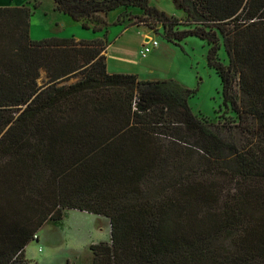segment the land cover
I'll list each match as a JSON object with an SVG mask.
<instances>
[{
    "label": "trees",
    "instance_id": "obj_1",
    "mask_svg": "<svg viewBox=\"0 0 264 264\" xmlns=\"http://www.w3.org/2000/svg\"><path fill=\"white\" fill-rule=\"evenodd\" d=\"M173 1L194 27L148 0H53L84 29L137 7L175 45L206 40L228 125L176 79L110 72L106 38L34 40L39 4L0 6V264H39L26 247L65 208L110 218L92 264H264V0Z\"/></svg>",
    "mask_w": 264,
    "mask_h": 264
},
{
    "label": "rangeland",
    "instance_id": "obj_2",
    "mask_svg": "<svg viewBox=\"0 0 264 264\" xmlns=\"http://www.w3.org/2000/svg\"><path fill=\"white\" fill-rule=\"evenodd\" d=\"M17 1L32 7L35 3L39 4L31 16V37L34 40L52 35L77 38L87 33L89 35L101 33L106 35V39L109 37L113 41L117 29L126 27L127 33L118 35L116 44L117 47L127 51L125 55L128 59L123 57L118 60L127 71L138 66L139 60L135 56L134 49L140 42L141 33L159 40L160 45L152 49L156 51L154 56L149 55L152 51L146 57L141 56L142 63L156 66L154 71L142 77L151 78L150 80L173 78L192 89L194 95L189 101L191 109L194 113L206 117L212 124L222 126L237 120L231 106L223 101L221 79L216 69L208 64L209 45L206 40L189 36L182 40L180 45H175L165 39V27L155 21H149L143 10L137 7L119 8L109 12L106 17L107 25L102 26V31L93 32L92 29H84L81 23L70 15L59 11L53 12V0H11L10 3L16 4ZM148 1L151 6L176 16L181 22V25L175 27L176 29L194 27L192 23L188 25L187 14L178 9L173 0ZM60 16L67 21L59 20ZM56 18L58 23H65V26H59L55 21ZM144 19H146L145 23H139ZM133 21L138 23L132 24ZM127 24L130 26H126ZM123 44L127 47L122 46ZM219 55L226 63L228 62L223 44ZM115 57L118 59L117 55ZM75 80L76 78H73L70 82ZM39 82H43L42 78ZM179 148L193 165L197 166L201 163L206 165L205 159L201 157V152L196 147ZM64 212L65 216L60 222L49 220L38 231L39 239L30 242L26 249L29 254L35 255L34 259L28 257L26 253L29 260L39 264H91L93 252L90 246L101 241L111 242L112 226L109 217L72 208H65Z\"/></svg>",
    "mask_w": 264,
    "mask_h": 264
},
{
    "label": "crops",
    "instance_id": "obj_3",
    "mask_svg": "<svg viewBox=\"0 0 264 264\" xmlns=\"http://www.w3.org/2000/svg\"><path fill=\"white\" fill-rule=\"evenodd\" d=\"M11 0H0V6H20V5H23L20 1H17L16 4H12L10 3ZM53 12L57 11L55 10L54 8V2H53ZM65 14V13H64ZM57 19H55V21L57 22ZM59 20L61 21H67L65 18H62L61 16L59 17ZM80 23V22H79ZM57 24L60 26V25H63L65 26V23H58ZM82 25V24H81ZM117 25H120V24H117ZM32 26V25H31ZM126 26H130L129 24H127ZM126 27L122 28L120 30L117 29V33H116V36H115V39H113V41H111V39H109V37L107 38L108 39V42H109V45L107 47V50H106V56H107V64H108V70L110 72H127V73H136L138 74V76L141 78V79H151V78H148V77H142L143 75H145L146 73H151L152 71H154L156 69V66H154L153 64H145V63H142L141 62V55H140V49L142 48L143 46V42L144 40H146L147 38H151V36H148L147 34H144V33H141L140 35V42L139 44L137 45L136 49H134V52H135V56L137 57V59L139 60V63H138V66L131 69L130 71H127L126 69H123V66L121 64L120 60L121 58L125 57L127 58V55H125V53L127 52L126 49H122V48H119L117 47V42H116V38L119 37V36H122V35H125L127 33ZM93 30V28H90ZM90 29H87V30H90ZM102 31V30H101ZM94 32V30H93ZM100 35H89V33L85 34V35H79L77 37V39H93V38H97V37H100V38H106V35L104 36L103 34L99 33ZM119 35V36H118ZM160 45V44H159ZM122 46H126L127 45L123 44ZM156 54V51H152L149 55L154 56ZM115 55H117L118 59H116ZM115 57V58H114ZM131 58H133L131 56ZM128 59V58H127ZM136 61V60H134ZM79 211V210H78ZM29 245L27 246L26 249H28ZM26 253L28 255V257L30 258H34L35 259V255L33 254H29L28 250H26ZM92 262H93V259H92ZM91 262V264H92Z\"/></svg>",
    "mask_w": 264,
    "mask_h": 264
},
{
    "label": "built area",
    "instance_id": "obj_4",
    "mask_svg": "<svg viewBox=\"0 0 264 264\" xmlns=\"http://www.w3.org/2000/svg\"><path fill=\"white\" fill-rule=\"evenodd\" d=\"M157 46H159V40L153 37L147 38L146 40H144L143 46L140 49V55L142 57H146L152 51V49H155ZM37 236L38 234L35 235V239H38Z\"/></svg>",
    "mask_w": 264,
    "mask_h": 264
}]
</instances>
